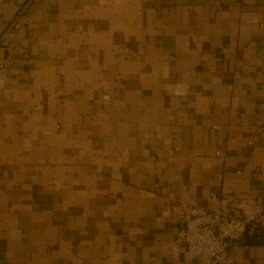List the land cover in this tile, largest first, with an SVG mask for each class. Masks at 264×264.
<instances>
[{
	"label": "crops",
	"instance_id": "obj_1",
	"mask_svg": "<svg viewBox=\"0 0 264 264\" xmlns=\"http://www.w3.org/2000/svg\"><path fill=\"white\" fill-rule=\"evenodd\" d=\"M169 194L264 216V0H0V264H205Z\"/></svg>",
	"mask_w": 264,
	"mask_h": 264
},
{
	"label": "built area",
	"instance_id": "obj_2",
	"mask_svg": "<svg viewBox=\"0 0 264 264\" xmlns=\"http://www.w3.org/2000/svg\"><path fill=\"white\" fill-rule=\"evenodd\" d=\"M215 156L223 157V153L216 151ZM168 199L170 216L177 224L176 245L182 247L190 259L205 264H213L229 248L245 245V236L255 233L264 221L259 200L253 202L257 212L249 216L244 210L249 201L232 195L217 200L218 205L213 209L172 194Z\"/></svg>",
	"mask_w": 264,
	"mask_h": 264
}]
</instances>
